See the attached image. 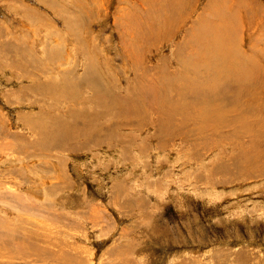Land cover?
<instances>
[{
  "label": "rangeland",
  "instance_id": "1",
  "mask_svg": "<svg viewBox=\"0 0 264 264\" xmlns=\"http://www.w3.org/2000/svg\"><path fill=\"white\" fill-rule=\"evenodd\" d=\"M0 264H264V0H0Z\"/></svg>",
  "mask_w": 264,
  "mask_h": 264
}]
</instances>
